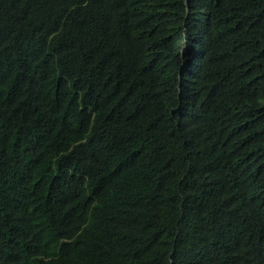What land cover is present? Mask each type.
Segmentation results:
<instances>
[{
  "label": "trees",
  "instance_id": "obj_1",
  "mask_svg": "<svg viewBox=\"0 0 264 264\" xmlns=\"http://www.w3.org/2000/svg\"><path fill=\"white\" fill-rule=\"evenodd\" d=\"M0 264H264V0H0Z\"/></svg>",
  "mask_w": 264,
  "mask_h": 264
}]
</instances>
